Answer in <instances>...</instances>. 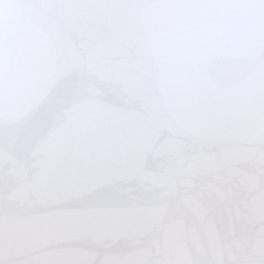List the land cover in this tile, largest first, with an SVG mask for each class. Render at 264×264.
Masks as SVG:
<instances>
[{"label":"water","instance_id":"water-1","mask_svg":"<svg viewBox=\"0 0 264 264\" xmlns=\"http://www.w3.org/2000/svg\"><path fill=\"white\" fill-rule=\"evenodd\" d=\"M0 264H264V0H0Z\"/></svg>","mask_w":264,"mask_h":264}]
</instances>
